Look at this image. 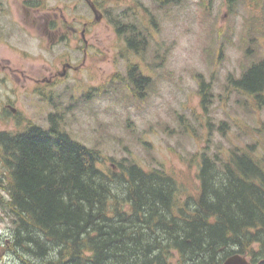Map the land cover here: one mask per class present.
<instances>
[{
    "label": "rangeland",
    "instance_id": "obj_1",
    "mask_svg": "<svg viewBox=\"0 0 264 264\" xmlns=\"http://www.w3.org/2000/svg\"><path fill=\"white\" fill-rule=\"evenodd\" d=\"M89 1L98 21L83 0H0V63L8 59L16 70L0 71V130L55 124L95 149L103 171L119 172L124 159L144 170L162 168L177 181L179 204L198 194L201 153L225 158L241 149L264 160V107L228 80L264 58V0ZM22 6L47 21L56 12L62 33L75 32L58 42L39 38ZM117 19L136 20L150 34L140 55L115 33ZM63 62L73 68L64 71ZM41 65L59 71L53 83L34 84L21 75ZM135 66L147 78L139 89L127 77ZM200 81L208 84L204 101ZM7 197L0 187V264H22L6 252L12 231L2 206Z\"/></svg>",
    "mask_w": 264,
    "mask_h": 264
},
{
    "label": "trees",
    "instance_id": "obj_2",
    "mask_svg": "<svg viewBox=\"0 0 264 264\" xmlns=\"http://www.w3.org/2000/svg\"><path fill=\"white\" fill-rule=\"evenodd\" d=\"M113 26L133 54L148 47L136 20ZM127 77L147 85L136 66ZM228 80L264 107V58ZM207 88L200 81L203 101ZM0 158L12 218L6 252L22 264H223L233 254L264 264V160L249 151L201 153L198 194L180 204L177 181L162 168L124 159L119 172L103 171L95 149L55 124L0 130Z\"/></svg>",
    "mask_w": 264,
    "mask_h": 264
},
{
    "label": "flooded vegetation",
    "instance_id": "obj_3",
    "mask_svg": "<svg viewBox=\"0 0 264 264\" xmlns=\"http://www.w3.org/2000/svg\"><path fill=\"white\" fill-rule=\"evenodd\" d=\"M22 9L26 14V18L30 19L32 21V24L35 26L37 32H40L39 38L49 39L50 42H58V40L62 39L63 36H65V34L71 35V33L75 32V31H68L66 33H62V25L58 18L59 16L57 15L56 12L54 13L53 21L52 20L47 21V17L45 14L41 15L40 11L34 12L36 8L22 6ZM0 10H2V8ZM34 13H37L38 16H34ZM29 14H31L32 17L29 18L28 17ZM80 36L82 38V41L85 42L83 30L81 31ZM4 62H5L4 65H1L0 63V71L7 72L8 74L10 72L16 73V70L15 69L13 70L12 67L10 66L8 59H4ZM66 68L72 69L73 66L69 62H63L62 69L65 71ZM57 71L54 72L52 71V69L46 68L44 65H41L37 70H29V72L26 74L22 71L21 75L27 77V80H30L34 84H51L53 83L54 78L60 75L59 71L58 73ZM8 108L11 107L8 106ZM9 238H7L8 239L7 243L9 241Z\"/></svg>",
    "mask_w": 264,
    "mask_h": 264
},
{
    "label": "water",
    "instance_id": "obj_4",
    "mask_svg": "<svg viewBox=\"0 0 264 264\" xmlns=\"http://www.w3.org/2000/svg\"><path fill=\"white\" fill-rule=\"evenodd\" d=\"M87 3L89 4L90 8L92 9L94 15H95V21H98L101 16H98V11L95 9V6L87 0ZM12 113H15L14 108H10ZM223 264H250V262L242 255L240 254H234L226 258L223 262Z\"/></svg>",
    "mask_w": 264,
    "mask_h": 264
},
{
    "label": "bare ground",
    "instance_id": "obj_5",
    "mask_svg": "<svg viewBox=\"0 0 264 264\" xmlns=\"http://www.w3.org/2000/svg\"><path fill=\"white\" fill-rule=\"evenodd\" d=\"M234 255V254H233Z\"/></svg>",
    "mask_w": 264,
    "mask_h": 264
}]
</instances>
